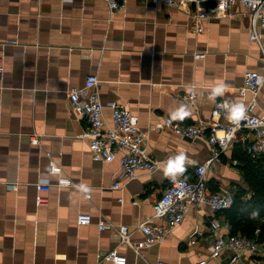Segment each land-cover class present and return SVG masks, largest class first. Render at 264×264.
Instances as JSON below:
<instances>
[{"label": "crops", "instance_id": "crops-1", "mask_svg": "<svg viewBox=\"0 0 264 264\" xmlns=\"http://www.w3.org/2000/svg\"><path fill=\"white\" fill-rule=\"evenodd\" d=\"M217 12L198 31L194 17L163 1L128 0L112 12L108 0H0V264H115L105 257L111 251L125 254V264L258 261L250 252L235 262L229 251L212 256L216 231L207 203L191 202L183 221L141 253L119 241L117 227L98 226L102 218L127 223L133 239L140 240L145 235L140 222L164 223L154 216V204L169 172L193 178L195 164L212 149L169 127H153L168 116L182 123L212 121L216 101L241 98L245 72L262 68L264 36L262 43L251 38V16L243 3ZM197 51L206 55L197 58ZM91 73L100 78L107 126L113 125L107 103H127L162 168L137 169L124 186L113 187L119 158H94L83 135L89 121L70 106L69 89L83 86ZM191 86L198 91L195 104L175 97ZM251 97V92L245 96ZM258 103L264 106V85ZM34 133L38 142L31 140ZM249 136L242 130L238 139ZM178 153L184 160L173 169L168 157ZM232 153L222 152L210 166V191L234 194L245 184ZM62 177L73 183L59 185ZM41 178L49 179L51 188L41 192L48 201L38 204ZM81 212L91 213L92 222L79 223ZM218 217L219 232L229 234L230 225Z\"/></svg>", "mask_w": 264, "mask_h": 264}, {"label": "built area", "instance_id": "built-area-1", "mask_svg": "<svg viewBox=\"0 0 264 264\" xmlns=\"http://www.w3.org/2000/svg\"><path fill=\"white\" fill-rule=\"evenodd\" d=\"M112 12L124 9L128 0H108ZM146 1V0H145ZM163 1L169 6L177 7L190 14L195 19L196 29L203 30L202 21L206 18H214L217 11H229L238 2L243 3L251 16L252 39L262 43L264 32V0H151ZM15 43L18 40H9ZM262 45V44H261ZM263 50H264V45ZM204 51H197L195 56L204 57ZM4 69L3 56L0 55V71ZM100 78L97 73L87 76L83 86H73L69 89L71 108L87 117L89 125L84 137L89 140V146L96 160L110 162L118 157L120 160V172L115 178L113 187L124 186L130 179L136 177L137 169H144L148 173L162 168V162L155 157L146 144V132L139 125V116L134 113L127 103L120 100H110L107 105L111 107L113 114V125L107 126L104 118V108L101 94L97 89ZM264 85V64L260 70H247L244 74L243 83L238 86L241 98L218 99L213 108L212 121L201 120L192 123H182L173 117H166L153 128L161 129L169 127L192 141L203 140L212 149V155L201 163L194 166V177L182 175L178 171L169 172V182L163 194L154 204L156 217L165 219L164 223H153L150 220L139 223L144 232V238L134 240L132 237L134 229L127 223L116 224L106 219H100V229L117 227L119 241L130 244L137 253L141 249L162 242L178 224H180L191 202L207 203L214 215L210 219L211 226L216 231V239L212 250L213 257H219L224 252H230L231 262L238 261L244 252H250L258 259L255 263L264 264V242L245 234H224L219 232L222 221L217 215L219 210L230 207L234 202L233 193L227 191H210L208 186V170L214 163L216 157L222 152L231 149L233 142L237 139L240 131L247 130L250 133L248 150L254 155L264 153V106L259 108L258 96ZM252 93L250 99L245 96ZM176 98L195 104L198 91L195 86L188 90L179 92ZM33 142L39 141V135L31 136ZM51 155V153H48ZM169 159L171 157H168ZM69 177L60 178L58 184H71ZM15 188L17 185L9 184ZM39 194L36 197L38 204L48 201L41 192L51 188L49 179L41 178L37 182ZM122 199V197H121ZM79 223H90L92 214L81 212L78 215ZM115 264H125V254L111 251L105 255ZM207 258H202L193 264H206ZM60 264V263H56ZM157 264H164L160 260Z\"/></svg>", "mask_w": 264, "mask_h": 264}, {"label": "trees", "instance_id": "trees-1", "mask_svg": "<svg viewBox=\"0 0 264 264\" xmlns=\"http://www.w3.org/2000/svg\"><path fill=\"white\" fill-rule=\"evenodd\" d=\"M232 144L245 184H238L233 204L217 212L231 227V234H245L264 242V153L254 155L248 150L249 139Z\"/></svg>", "mask_w": 264, "mask_h": 264}, {"label": "clouds", "instance_id": "clouds-1", "mask_svg": "<svg viewBox=\"0 0 264 264\" xmlns=\"http://www.w3.org/2000/svg\"><path fill=\"white\" fill-rule=\"evenodd\" d=\"M184 156L182 153H178L175 157L170 158V166L175 169L182 166Z\"/></svg>", "mask_w": 264, "mask_h": 264}]
</instances>
